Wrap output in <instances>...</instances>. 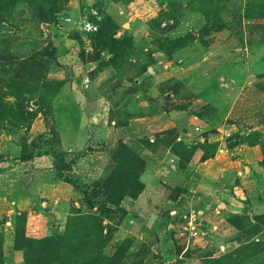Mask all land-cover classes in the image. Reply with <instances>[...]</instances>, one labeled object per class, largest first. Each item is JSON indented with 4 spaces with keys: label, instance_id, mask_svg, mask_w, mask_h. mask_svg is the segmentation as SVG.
I'll return each instance as SVG.
<instances>
[{
    "label": "rangeland",
    "instance_id": "rangeland-1",
    "mask_svg": "<svg viewBox=\"0 0 264 264\" xmlns=\"http://www.w3.org/2000/svg\"><path fill=\"white\" fill-rule=\"evenodd\" d=\"M48 3L40 11L44 0H0V112H7L0 118V171L17 159L30 164L28 186L42 188L51 170L58 183L51 192L43 187L33 203L28 199L27 209L0 217V264H89L117 252L116 264H264V181L251 173L245 194L235 190L241 201L234 207L210 201L171 214L170 237L161 239V247L170 242V257L158 244L160 233L144 241L128 224L126 203L135 198L126 195L120 208L95 187L114 153L103 175H89L92 155L105 147L98 112L57 101L73 87L86 92H67L79 103L106 95L110 121L137 126L127 141L109 135L118 139L115 151L120 139L137 153L131 141L152 151L170 143L181 171L223 151L234 160L257 147L264 168V0ZM11 106L29 112L28 120L11 119ZM160 115L178 125L142 131L136 123ZM54 156L64 159L61 178ZM252 160L243 164L258 165ZM168 186L170 197L186 193L181 185ZM193 210L204 232L198 240L186 229ZM97 217L104 226L99 238L89 233ZM150 242H157L154 248Z\"/></svg>",
    "mask_w": 264,
    "mask_h": 264
},
{
    "label": "crops",
    "instance_id": "crops-1",
    "mask_svg": "<svg viewBox=\"0 0 264 264\" xmlns=\"http://www.w3.org/2000/svg\"><path fill=\"white\" fill-rule=\"evenodd\" d=\"M68 53L70 54L71 51H68ZM67 86H69L68 82L65 87ZM73 88L74 89L62 91L58 95L57 101L59 104L62 103L63 107L66 108L83 107L86 112L88 110L93 111L94 113L98 112L97 117L100 118L99 123L102 130H104L103 139L105 147L102 150L94 152L92 155V164L91 167L88 168V171L89 175H91L98 170L100 171L101 176L104 174L106 165L110 161L118 143L117 137L111 138L109 135H111V133L115 135L119 133L123 139L127 141L128 138L126 134L132 132L135 128L137 129V126L134 122H131L125 127H117L115 121H110L107 110V97L106 95L104 96V94L94 100L95 102L93 104L87 99H83L82 103H79L81 99L80 101H72L66 96L68 91H70V95H74L75 97H80V95L86 94L83 89L76 87ZM95 107L98 109H93ZM89 115V117L85 116L87 121L88 119H92L90 118L91 114ZM136 123H140L139 125H141L142 131H151L153 130V127L160 124L163 126L165 125V128L178 125L176 121H171L169 116L163 117L162 115L158 117H141ZM154 130L158 131L157 129ZM129 144L146 159L147 166L142 175V180L145 183V190L137 198L133 199V201L126 203L128 210H131V220L129 221L127 219V221L131 228L138 232L142 238L144 236L146 237L144 241L149 242L148 239L152 235L154 238L160 233V242H158L160 247L162 246L161 239L165 240V238L170 237L166 236L165 229L167 231V228H170V224H167V222L169 221L168 218L171 214H177L181 208L189 207L191 205L197 204L198 206H211L214 202L221 200L222 203L233 206L235 201L240 200L239 196L236 197V194H245L243 188L245 187L244 183L249 182L251 173L253 176H256L255 179H261L264 181V168L262 165H259L261 158L257 151V147L246 148V151L244 152L246 158L242 155L241 157L232 160V156L223 151L216 155V157L207 159L199 164L191 163L179 171L177 165L174 164L175 162H172L173 160H176L177 157L169 151L168 146L161 144L156 151H152L149 148L138 145L135 141H131ZM246 159H253L252 161L258 165L253 167L245 166L243 161ZM9 162L10 164L7 168L0 171V217L11 213V211L27 209L26 205L28 199L33 203L34 199L38 197V194L42 192L41 189L43 187H45L44 189L46 192H51L58 186V183H54L53 178H51L54 174L53 170H51V174L49 173L47 179L44 180L42 188L33 186L35 182L33 185L28 186V176L31 177L32 175V169L31 167L29 168L30 164H19V166L17 163L20 162V160L17 159ZM243 170H245V172H243ZM197 178H199V181L194 184V181H196L195 179ZM237 180L240 182L234 185L233 183ZM167 184H170L171 186H175L176 184L181 185V188L186 190V193L178 195L174 194L173 197H170L166 195L165 192L166 187L171 188ZM31 187L33 190H30ZM198 195H202L201 198H199L200 196L198 197ZM203 196H207V199L209 200L202 202ZM221 206L223 207V204H221ZM162 210L163 212H166L164 216L163 214L160 215V211ZM216 210L221 212L219 208H216ZM203 212H205V210ZM156 243L157 242H150L149 245L151 244L154 248ZM167 244V246H164L167 248L161 247V249L164 254L169 255L168 252H171L172 254L170 257H172L174 250H171L172 246L170 242H167Z\"/></svg>",
    "mask_w": 264,
    "mask_h": 264
},
{
    "label": "trees",
    "instance_id": "trees-1",
    "mask_svg": "<svg viewBox=\"0 0 264 264\" xmlns=\"http://www.w3.org/2000/svg\"><path fill=\"white\" fill-rule=\"evenodd\" d=\"M44 5L41 6L40 11H43L44 6L48 5V0H44ZM42 15V14H41ZM94 37V36H93ZM46 94H43V98ZM11 119L20 123L21 120H28L29 112L26 110L13 109V106L9 109ZM52 111V107H50V112ZM7 112H0V118L3 119ZM47 115V112H46ZM33 117H30L32 120ZM0 124V130H1ZM170 146L171 144L168 143ZM23 158L27 159L28 156H24ZM64 159L58 156H54V165L58 171V176L61 178L64 176L65 163ZM112 164L107 166V176L105 179L96 183L95 187H101L104 192L103 196L107 202L113 203L116 206L120 207L121 201L124 199L126 195H130L133 198H137L141 192L145 188V183L141 179V175L144 173L147 161L146 159L137 153L134 149H132L128 144H126L123 140H119V147L114 152L112 157ZM121 208V207H120ZM99 223H95L92 226V229L89 230L91 235H95L96 237L102 236L103 224L100 218L97 217ZM101 232V234H100ZM103 243L106 242L107 238L101 237L100 239ZM2 246H0V259L2 258ZM120 259V254L117 252L114 256H104L99 255L97 257H93L90 259L89 264H116V259ZM70 264V263H69Z\"/></svg>",
    "mask_w": 264,
    "mask_h": 264
},
{
    "label": "built area",
    "instance_id": "built-area-1",
    "mask_svg": "<svg viewBox=\"0 0 264 264\" xmlns=\"http://www.w3.org/2000/svg\"><path fill=\"white\" fill-rule=\"evenodd\" d=\"M189 223L186 227L187 231H190L189 238H192L194 240H198L203 238L204 232L199 230L197 227V221L199 219L198 213L196 211H191L189 213Z\"/></svg>",
    "mask_w": 264,
    "mask_h": 264
}]
</instances>
